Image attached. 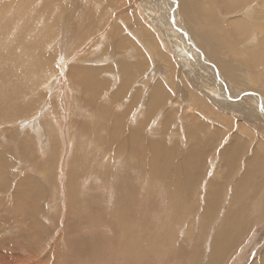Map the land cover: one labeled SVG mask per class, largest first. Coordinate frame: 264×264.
Masks as SVG:
<instances>
[{
	"label": "rangeland",
	"instance_id": "obj_1",
	"mask_svg": "<svg viewBox=\"0 0 264 264\" xmlns=\"http://www.w3.org/2000/svg\"><path fill=\"white\" fill-rule=\"evenodd\" d=\"M174 8L173 0H0V264H264V110L257 95H224L262 90L249 69L232 65L237 77L226 79L191 49L177 14L170 22ZM250 27L237 44L245 52L264 41V29ZM94 82L102 88L89 96L84 86ZM154 94L166 108H152ZM189 99L201 104L196 114ZM153 147L166 155L161 167L192 152L201 164L193 182L182 178L193 183L182 206L180 174L155 172ZM225 161L236 169L226 172ZM251 164L260 169L252 193L238 199L241 187L233 199ZM211 180L221 184L218 210L201 225ZM189 201L198 203L191 214ZM232 202L244 208L232 210L226 234L239 242L226 258L221 243L212 262Z\"/></svg>",
	"mask_w": 264,
	"mask_h": 264
},
{
	"label": "bare ground",
	"instance_id": "obj_2",
	"mask_svg": "<svg viewBox=\"0 0 264 264\" xmlns=\"http://www.w3.org/2000/svg\"><path fill=\"white\" fill-rule=\"evenodd\" d=\"M174 2H175V5L177 6V9L176 8H174V9H176L175 11H176V13L174 14L173 12V10H171V13L173 14V15H171V17H170V21H172L171 23H173V21H174V19L176 20V14H177V16H178V18L179 17H181V20L182 21H184V23L186 24V23H188V22H186L187 21V19L189 18L190 20H193V19H195V21H199L200 19H204V20H206L207 18H209V16L208 15H210V8H209V6H210V3H209V1L208 0H173ZM218 1V5L220 6L217 10H218V14L220 13V16H221V12L223 13V10H224V13L228 16V15H231V14H233V13H236L238 10H240V8H242V6H243V8H245L247 5H251L252 3H254V2H257V5H256V8H255V10H256V12L258 13V15L257 14H255L257 17L259 16V15H263L264 16V0H217ZM164 2V1H163ZM170 4V3H169ZM248 8V7H247ZM213 11V10H212ZM253 11V10H252ZM89 12V11H88ZM168 12V11H167ZM245 13V12H244ZM88 14V13H87ZM241 14V13H240ZM236 15V14H235ZM167 16H168V14H167ZM175 16V17H174ZM222 16H223V14H222ZM221 16V17H222ZM237 16H239V13H238V15ZM237 16H235V17H237ZM243 16V15H242ZM249 16H250V18L251 17H253L254 15H252V14H250L249 13ZM262 16V17H263ZM230 17H232V16H230ZM257 17H255V19H258ZM243 18V17H242ZM249 18V17H248ZM249 18V20H251ZM220 19V20H219ZM219 19H214V18H211V20L212 21H214L215 23L213 24V26H214V28H213V30H212V32H211V36L209 37L211 40H212V42L214 41L215 43H217L218 45H221L222 47H225V48H227V50H228V53L227 54H225V55H220L219 54V51L217 52L218 54L216 55V59H217V61H220V62H222V63H226V64H228V66H226L225 68H223V73L221 74V76L223 75H225V76H227V77H229V78H231V79H234V78H236L237 77V74H236V72H235V70H234V68H233V66L232 65H234V66H248V67H250L251 69L250 70H247V72H250V76H251V74H253L254 75V77L256 78V80H255V82H254V84L252 85V87L254 86L255 88V90H256V88H257V86H259L258 88H260L261 90H262V93L260 92L259 94H257L256 92H253V91H244V92H242L238 97L236 96V97H234V96H232V95H230V93H228L229 91H228V87L226 88L225 87V84H227V82L225 81V80H223V81H221V85L222 84H224V85H222L224 88H226L225 89V94L224 95H228L227 97H228V99L229 100H232V101H234V99L235 98H241V97H246V96H249V95H257L258 97H259V103H260V108L262 109V110H264L263 109V106H264V72H259L258 70H257V68H258V66L262 63V62H264V41H262V48H257L256 49V46L255 47H250L249 49H248V51L247 52H245V50L242 48L244 45L241 43V45H243V46H238L239 44H238V41H239V43H240V41H241V39H243V37L241 36V35H244L245 34V36H248L247 34L249 33V29H251V23L252 22H248V21H245V20H243V19H240L239 17H238V19H235L234 20V17L233 18H231V20L232 21H229L228 22V24L227 25H229L230 26V29H227V32L224 30V28H223V24H222V20H221V18H219ZM254 19V21H256ZM259 19H261L260 17H259ZM224 21H226L227 22V19L226 20H224ZM258 22H259V20H257ZM261 21V20H260ZM183 23V22H182ZM208 23V22H207ZM203 24V23H202ZM94 25V24H93ZM170 25H172V24H170ZM210 25V24H209ZM224 25H225V23H224ZM252 25H253V23H252ZM261 25V24H260ZM210 27V26H209ZM176 28H177V26H176ZM178 29V28H177ZM179 30L183 33V35H184V37L185 38H188V33L186 32V31H188V29L186 30V31H182L180 28H179ZM185 30V29H184ZM190 30V29H189ZM198 29H196V31H197ZM260 30H262V28L260 29ZM169 31V30H168ZM210 31V30H209ZM209 31H207V32H209ZM198 33H200L199 35L202 37V35L204 34H202L201 35V32H199V30L197 31ZM204 32V31H203ZM264 32V31H263ZM173 33V32H172ZM196 33V32H195ZM194 33V34H195ZM252 33V32H251ZM188 34V35H187ZM192 34V33H191ZM190 34V35H191ZM178 35V34H177ZM205 35H207V34H205ZM179 36V35H178ZM199 36V37H200ZM213 39H212V38ZM179 38V37H178ZM193 38V37H192ZM203 38V37H202ZM205 38V37H204ZM191 39V38H190ZM208 39V38H207ZM261 41V40H260ZM209 42H211V41H209ZM208 43V42H207ZM243 43H244V40H243ZM238 44V45H237ZM245 44V43H244ZM81 45V44H80ZM191 45H193V48L196 50V51H198V52H200V50L194 45V44H192L191 43ZM206 45V44H205ZM259 45V44H258ZM260 46V45H259ZM258 46V47H259ZM248 47V46H247ZM177 48V47H176ZM203 48H205V46L203 47ZM245 49H246V47H245ZM259 49H261V51L260 52H258V50ZM243 51V53H242V51ZM207 51V50H206ZM211 52V51H210ZM215 52V51H214ZM216 53V52H215ZM214 53V54H215ZM203 55V54H202ZM194 56V55H193ZM204 56V55H203ZM202 56V57H203ZM209 56V55H208ZM213 56V55H212ZM215 56V55H214ZM227 56V57H226ZM211 58V55H210V57H209V59ZM247 58H249V61L248 60H246ZM147 59V58H146ZM214 59V58H213ZM205 62H207L208 64H211V63H209L208 62V60L206 61V60H204ZM212 61V60H211ZM35 63V62H34ZM36 63L37 64H39L38 63V61H36ZM172 63V62H171ZM172 65V64H171ZM212 65V64H211ZM217 66V65H216ZM261 66V65H260ZM221 67V66H220ZM222 68V67H221ZM243 69H246V68H243ZM96 70V71H95ZM217 71H218V69H217ZM88 73L90 72L91 74H95V73H98V72H100L99 71V69H95V68H93V69H88V71H87ZM219 72V71H218ZM218 76L220 77V75L218 74ZM98 77H99V75H98ZM218 77V78H219ZM243 78V77H242ZM245 78H247V77H245ZM244 78V79H245ZM246 80V79H245ZM86 83V82H85ZM243 83V82H242ZM94 85H85L84 86V88H85V90H87L89 93H92V92H94V91H96V93H98L97 91H99L101 88H98V83H96V82H94L93 83ZM249 85V84H248ZM122 86V85H121ZM251 86V85H250ZM251 87V88H252ZM156 88H157V86H156ZM156 88H153V89H156ZM253 89V90H254ZM224 91V90H223ZM87 92V93H88ZM116 92V91H115ZM3 94V93H2ZM89 96H90V94H89ZM95 96H97V95H95ZM159 98L157 99L156 97V99H154V96H152L151 98H150V101L153 103V109H154V107L155 106H158V103L159 102H162L161 101V98H160V96H158ZM2 98V97H1ZM94 100V99H93ZM156 100V101H155ZM257 102H258V100H257ZM156 103V104H155ZM160 104V103H159ZM263 104V105H262ZM155 105V106H154ZM11 106V105H10ZM13 106H15V105H12V107ZM149 108V107H148ZM151 108V107H150ZM12 109V108H11ZM8 110V109H7ZM10 110V109H9ZM14 110V109H13ZM17 110V109H16ZM148 111H149V109H145V112H147L148 113ZM95 114V113H94ZM102 114V113H101ZM166 119V118H165ZM141 120V119H140ZM163 124H165V123H163ZM239 125V124H238ZM249 132V131H248ZM114 136V135H113ZM189 138H190V136H189ZM186 139V138H185ZM181 140V139H180ZM177 141H179V139H177ZM184 141V140H183ZM197 141V140H196ZM181 142V141H180ZM179 142V143H180ZM197 142H199V141H197ZM177 143V142H176ZM178 143V144H179ZM196 143V142H195ZM153 144H156V143H153ZM158 145V144H157ZM156 145V146H157ZM182 145V144H181ZM185 145V144H184ZM184 145H182L183 147H184ZM181 146V147H182ZM159 147V146H158ZM166 147V146H165ZM178 147H180V146H178ZM186 147V146H185ZM185 147L183 148V149H185ZM195 147V146H194ZM197 148V147H196ZM165 149V148H164ZM177 149V148H176ZM187 150V149H186ZM185 150V151H186ZM174 151V150H173ZM188 151V150H187ZM189 151H191V150H189ZM151 152H152V155L151 154H149V155H151V157H153V159H154V162L155 163H153L154 165H153V168H154V171L155 172H157V173H160V174H163V173H165L166 171V169H165V167H174L175 168V170L173 171V174L171 175V176H173L174 177V175H176V174H180L179 176H175V180H174V183H175V181L177 180L176 178H178V177H180V180H179V183H178V185L176 184V185H174V190L176 191V193L178 194V198H177V200H179V205L178 206H182L183 204H184V201H188V198H182V192H183V190L184 191H186V189H184L183 187L184 186H189V184H192L193 185V176L194 177H196L197 176V172L194 174V175H190V172L191 171H193V170H195V171H197V168L199 167V165H201L200 164V162H197V161H194V159H193V155H194V152H192V153H190L189 155H188V160L187 161H185L184 162V164L182 165V163H180V162H178V161H176V167L174 166V165H172V164H167V165H163L162 164V167H161V165L159 164V161L160 160H162L163 159V157H165L166 155H161V152H163V151H161V150H159L157 147H153L152 149H151ZM231 153V151H228L227 152V155H229ZM110 160V159H109ZM150 160V159H149ZM163 160H165V158L163 159ZM233 161H228V162H223V166H225V171L227 172H229L230 170H232V169H236V168H234L235 167V161L232 163ZM251 162V161H250ZM249 163V162H248ZM248 163L246 164V165H248ZM254 163V161H252V164ZM252 164H251V166L250 167H248V168H246V171L244 172V174H242V177L244 178L243 180L244 181H242V179L240 178V180L241 181H239V178H238V183H239V185L237 184L236 186H235V190H234V194H233V199L235 198V196L237 195V192H238V190L242 187V190L240 191V194H239V196L237 197L238 199H240V198H246V196H247V194H249V192L251 191V193H252V189H253V186H254V183L251 185V183L249 182L251 179L250 178H252V175L253 176H255L256 177V173L255 172H257V174H258V171L260 170H258V166H257V168H256V164L255 165H253V168H252ZM260 164V163H259ZM260 167H262V166H260ZM4 169V168H3ZM185 171H184V170ZM252 169V170H251ZM258 170V171H257ZM261 170H262V168H261ZM219 171H220V169H219ZM218 171V172H219ZM174 172H175V174H174ZM221 172V171H220ZM219 172V173H220ZM261 172V171H260ZM171 173V172H170ZM230 173V172H229ZM228 174V173H227ZM262 174H264V173H262ZM183 177H185L186 179H187V177H189L190 178V180L192 181H187L186 180V183H184V181H183ZM216 178H218V176H216ZM252 180H253V178H252ZM223 182V181H222ZM242 182V183H241ZM22 183V181L20 182L19 181V183H18V186H17V189L15 188V190H16V195H17V197H18V199H21L22 198V194H24L23 193V191H22V187H21V185L23 186L24 184H21ZM241 183V184H240ZM247 183V184H246ZM221 185V184H220ZM220 185L217 183V181L216 182H214V180H211L210 182H209V199H208V203H207V207H208V212L206 211V209H205V206H204V213L202 214V217H201V225H202V223L203 224H205V225H207V222L210 220V219H212L213 218V213L216 211L215 209H217L218 210V208H216L217 207V203L219 202V193H221V190H220ZM224 185V184H223ZM224 187V186H223ZM3 188V187H2ZM25 188V187H24ZM27 193V192H26ZM30 195V194H29ZM25 196H27V195H25ZM188 197H190V196H188ZM236 198V199H237ZM25 202V201H24ZM236 202V201H235ZM235 202H232V203H230V205H229V207L227 208L228 209V211H231V214L230 215H228V216H226V217H224L223 219V223L220 225V227L218 228V230H217V232H216V234H215V238H214V243H213V248H212V250H214L213 251V254H212V257H211V259H212V262H215V261H219L220 260V257L217 255V253L218 252H220V250H221V248H220V245H221V243H223V246H224V250H223V253H222V255H223V258H226L227 257V255H228V253H230L231 252V250L233 249V247L239 242V241H236V240H234V239H232V238H230L227 234H226V230L228 229V225L229 224H234V222H235V220H234V218L232 217V218H230V216L232 215V210L233 211H236V210H239V209H242V208H244V205L243 206H238V205H236L235 204ZM240 204V203H239ZM24 205V204H23ZM241 205V204H240ZM188 206V212L191 214V212H190V209H197V207H198V203H197V205H195V203H191L190 201H189V205H187ZM19 207V206H18ZM24 212V211H23ZM217 212V211H216ZM255 218V220H256V217H254ZM213 220V219H212ZM254 220V219H253ZM254 220V221H255ZM212 223V222H211ZM223 227V228H222ZM34 228V227H33ZM246 230V227L245 226H242L241 228H240V231H238V235H239V237L240 238H243V237H241L242 236V234L244 233V231L243 230ZM237 235V236H238Z\"/></svg>",
	"mask_w": 264,
	"mask_h": 264
},
{
	"label": "crops",
	"instance_id": "obj_3",
	"mask_svg": "<svg viewBox=\"0 0 264 264\" xmlns=\"http://www.w3.org/2000/svg\"><path fill=\"white\" fill-rule=\"evenodd\" d=\"M209 1V3H210V6H209V8H210V15H208L209 16V18H207L206 20H204V19H200L199 21H195V19H193V20H190L189 18L187 19V21L186 22H188V23H184V21H182L181 20V17H179V21L181 20V22H183V23H181V22H179V24H180V26L178 25H176L178 28H180L182 31H186L187 29H188V31H186L188 34V38H185V41H186V43H188L189 44V46H190V48L192 47L193 48V45H191V43L192 44H194L201 52H202V54L204 55V57H205V60L207 61V59H206V55L203 53V51L201 50V49H203L204 51H205V53L207 54V55H209V57H210V55H211V58L210 59H208V62H210L211 60V62L213 63V64H215V62L217 63L216 65V67H217V69H218V71L220 72L221 71V73H223V68H225L226 66H228V64H226V63H222V62H220V61H217V59H216V55L218 54L217 52V48H218V44L217 43H215L214 41L212 42V40L209 38L210 36H211V32H212V30H213V28H214V26H213V24L215 23L214 21H212L211 20V18H214V19H219V18H221V20H222V24H223V28H224V30L227 32V29H226V25L228 24V22L229 21H232L231 20V18H233L234 17V20L235 19H238V17L240 18V19H243V20H245V21H248V22H252L253 23V26L255 27V28H257V30H259V31H261L260 29L261 28H263L264 29V16L263 15H259L258 17L256 16V15H254L253 17H251L250 18V16H249V13H250V9H252V8H254L256 5H257V2H254V3H252L251 5H247L245 8H243V6H242V8H240V10H238L236 13H233V14H231V15H226L225 13H224V10H223V13L221 12V16H222V14H223V16L221 17L220 16V13L218 14L217 12H218V8L220 7L219 5H218V1L217 0H208ZM256 4V5H255ZM248 7V8H247ZM177 9V8H176ZM171 10L172 9H170V15H173L172 13H171ZM213 10V11H212ZM174 12V14H175V9L173 10ZM245 12V13H244ZM238 13H239V16H237L238 15ZM241 13V14H240ZM236 14V15H235ZM243 15V16H242ZM230 16H232V17H230ZM235 16H237V17H235ZM263 16V17H262ZM175 17V16H174ZM243 17V18H242ZM251 19V20H249V18ZM255 17H257L258 19H255ZM259 17L261 18V19H259ZM227 19V22L226 21H224V20H226ZM254 19L256 20V21H254ZM220 20V19H219ZM229 20V21H228ZM257 20H259V22L257 21ZM261 20V21H260ZM176 21V20H175ZM171 22V21H170ZM208 22V23H207ZM203 23V24H202ZM224 23H225V25H224ZM210 24V25H209ZM261 24V25H260ZM170 25V24H169ZM210 26V27H209ZM171 27H172V25H171ZM185 29V30H184ZM190 29V30H189ZM196 29H198L199 30V32H201V35H202V37L199 35L200 33H198L197 31H196ZM210 30V31H209ZM250 30V29H249ZM204 31V32H203ZM207 31H209V32H207ZM251 31V30H250ZM196 32V33H195ZM192 33V34H191ZM195 33V34H194ZM228 33V32H227ZM261 33V32H260ZM191 34V35H190ZM205 34H207V35H205ZM258 34V33H257ZM259 35V34H258ZM200 36V37H199ZM242 37H245V34L244 35H241ZM260 36V35H259ZM193 37V38H192ZM205 37V38H204ZM191 38V39H190ZM208 38V39H207ZM212 38V37H211ZM199 43V46H197L196 44H195V40ZM213 39V38H212ZM147 40H148V43L149 44H151V45H154V43H152V41H150L149 40V38L147 37ZM209 41H211V42H209ZM208 42V43H207ZM206 44V45H205ZM259 44H262V43H259ZM205 46V48H203ZM221 46V45H220ZM191 48V49H192ZM194 49V48H193ZM217 49V50H216ZM207 50V51H206ZM211 51V52H210ZM216 53H215V52ZM261 51V49H259L258 50V52H260ZM215 53V54H214ZM213 55V56H212ZM215 55V56H214ZM214 58V59H213ZM246 60H248L249 61V58H247ZM209 65H211V64H209ZM219 66V67H218ZM222 68H221V67ZM235 67H237V68H246V69H251L250 67H248V66H235ZM91 69H93V68H91ZM87 71H88V69H86ZM220 75V74H219ZM225 78L226 79H228L227 78V76H225ZM115 92V91H114ZM90 94V93H89ZM165 96H166V99H168L169 98V95H167V93L166 94H164ZM164 95L163 96H161L160 98H162V102H159L158 103V106H156V108H157V110H159V108L161 109V108H166V102H167V100L164 98ZM158 99L159 97L158 96H156L155 94H154V99H156V98ZM147 100H148V98H147ZM156 101V100H155ZM138 101L136 100V103H137ZM189 103H191L192 105H191V107H193V109H191L190 107H189V110H191L192 111V113L191 114H194L195 112L193 111V110H195L196 112L197 111H199L198 110V108H197V105H199L200 103H198L197 101H193V100H191V99H189ZM129 106L131 105V103L130 104H128ZM145 105H147V101H146V103H145ZM201 105V104H200ZM134 106H132V108H133ZM203 107V106H202ZM155 108V109H156ZM207 112V111H206ZM210 116H212L211 115V112H207ZM196 114V113H195ZM166 116V119L164 118V119H162V121H161V124H162V122H163V120H167V123L169 124V121L171 120V118H170V115L169 114H166L165 115ZM205 117H207V116H205ZM146 118H148V117H146ZM208 118V117H207ZM209 119V118H208ZM179 133V132H178ZM185 133H186V131H185ZM186 136H187V133H186ZM261 158H262V156H261ZM262 162H264V161H262ZM264 165V164H263Z\"/></svg>",
	"mask_w": 264,
	"mask_h": 264
}]
</instances>
